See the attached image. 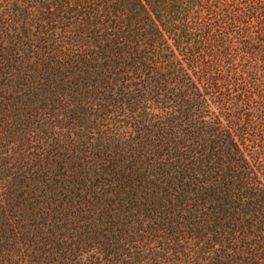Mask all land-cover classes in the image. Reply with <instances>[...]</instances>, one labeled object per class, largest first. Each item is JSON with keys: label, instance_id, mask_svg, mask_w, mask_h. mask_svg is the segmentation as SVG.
<instances>
[{"label": "trees", "instance_id": "16d2710c", "mask_svg": "<svg viewBox=\"0 0 264 264\" xmlns=\"http://www.w3.org/2000/svg\"><path fill=\"white\" fill-rule=\"evenodd\" d=\"M0 264H264V0H0Z\"/></svg>", "mask_w": 264, "mask_h": 264}]
</instances>
